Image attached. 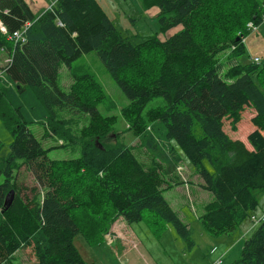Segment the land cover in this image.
Masks as SVG:
<instances>
[{
    "label": "trees",
    "instance_id": "16d2710c",
    "mask_svg": "<svg viewBox=\"0 0 264 264\" xmlns=\"http://www.w3.org/2000/svg\"><path fill=\"white\" fill-rule=\"evenodd\" d=\"M140 1L146 10L158 7L162 33L181 24L183 29L164 40L151 36L135 43L122 35L97 0H56L39 17L26 0H0V22L8 32L31 22L22 44L0 31V46L12 57L0 76V119L14 137L9 155H0V264L31 246L35 264H96L87 262L75 244L79 233L85 239L91 234L78 218L80 209L90 217L102 216L104 237L108 224L120 218L141 221L150 210L171 223L189 249L195 247L190 225L162 189L163 173L170 175L183 160L177 149L214 195L200 216L206 233L217 237L251 220L258 206L253 190L264 191V59L234 65L222 76L216 57L227 49L233 57L246 54L248 24L264 21V0ZM91 51L134 110L143 111L151 99L164 97L165 107L150 123L158 125L140 130L154 157L150 166L124 144L90 139L94 130L98 138L106 136L110 124L98 109L105 98L98 80L73 64ZM152 60L155 66L147 73ZM63 65L73 78L68 90L59 83ZM246 107L257 112L252 118L256 129L248 135L250 148L224 129L229 118L237 131ZM63 109L92 118L88 140L80 157L46 161L48 149L31 124L50 123L54 132L59 128L58 135L76 141L69 123L59 120ZM3 146L0 139V154ZM23 163L35 164L42 187L48 179L43 196L38 188H32L31 199L21 195L17 171ZM11 189L14 200L6 209ZM237 264H264V222L244 241Z\"/></svg>",
    "mask_w": 264,
    "mask_h": 264
},
{
    "label": "rangeland",
    "instance_id": "374dc122",
    "mask_svg": "<svg viewBox=\"0 0 264 264\" xmlns=\"http://www.w3.org/2000/svg\"><path fill=\"white\" fill-rule=\"evenodd\" d=\"M26 1H29L30 6L32 4V9L36 16H41L55 3V0ZM97 1L109 18L113 20L122 35L135 43L140 42L144 37L151 36H157L164 40L184 27L181 24L165 34L162 33L158 21L160 11L158 7L146 10L140 0ZM244 41L247 47L246 54L235 60L233 64L250 63L254 61L256 56L261 60L264 59V33L261 29L259 32L248 33ZM227 52L219 53L216 57V65L221 74L229 66L233 65L224 59V55ZM9 57L10 54L6 47L0 46V66L6 65ZM73 64L75 67H79L82 72L92 74L98 80L100 87L105 93V98L99 104L98 109L103 118L109 119V131L103 138H98V135H95L96 130H94L93 134H90V139L107 144H124L130 147L141 161L150 166L154 157L146 147L144 137L140 136V130L149 125H158L157 123H150L155 120L152 118H156L159 111L165 107L166 101L164 97H154L143 111H136L128 97L108 73L96 51L85 53ZM154 66L155 61L152 60L148 65L147 73ZM134 73L133 70L128 72L129 76H133ZM149 78L150 76L145 77V83H149ZM59 83L64 90H68L72 83L71 74L65 66L61 68ZM253 115L254 111L252 108L245 109L242 114V120L237 125V131H233L231 119L229 118L225 120L224 126L226 133L230 137L243 139L249 148L251 146L248 142V135L254 129L252 123ZM58 117L60 121L66 120L69 123L67 127L72 129L76 141L58 135L56 132H60L59 128L54 132L50 123L33 122L31 124L32 131L43 147L48 149V158L46 156L44 160H65L80 157L81 145L88 140L92 118L86 113L69 109L59 110ZM0 139L4 145L0 155L7 157L14 137L1 119ZM177 150L181 153L184 163H179L177 169L170 175L163 173L165 181L162 189L173 208L190 225L192 238L196 246L189 249L186 241L178 234L176 228L150 210L145 211L144 218L141 221L134 223H124L122 221L123 224L128 225L129 232L125 234L124 238L116 239L109 235H115L113 230L115 225H118L116 227L118 231L121 230L122 226L119 223V219L107 225V233H105L104 237L100 231L103 223L102 216L93 215V217H90V215L80 209L81 213L78 218L85 222L83 226L91 234L88 239H85L79 233L75 237V244L87 262L96 264H218L219 260H223L224 264H237L241 258L244 241L252 235L258 224L254 225L250 219H246L229 233L217 237L206 233L203 229L200 215L203 212L205 203L210 200L207 199L210 193L207 191L195 192L191 184L201 177L183 152L179 149ZM188 169L193 171L192 174H188ZM35 171L36 166L34 163L30 166L23 163L17 171V182L20 186L21 195L27 196L29 199L34 196L32 188H38L40 195L43 196L49 185L48 179L44 178L47 186L42 187L36 178ZM184 178L187 179L184 181L185 183H190L189 189H186L185 186H178L184 183L182 180ZM175 193H180L183 198L180 205L176 204L172 199ZM253 193L258 200V206L252 213L257 217H262L264 214V191L254 189ZM250 225L251 228L248 229ZM130 231L133 232V236L127 239L126 236H128ZM237 238H239L238 241H236ZM228 252L229 254L226 256ZM36 261V255L31 246L18 250L8 264H35Z\"/></svg>",
    "mask_w": 264,
    "mask_h": 264
},
{
    "label": "crops",
    "instance_id": "0c3cea01",
    "mask_svg": "<svg viewBox=\"0 0 264 264\" xmlns=\"http://www.w3.org/2000/svg\"><path fill=\"white\" fill-rule=\"evenodd\" d=\"M56 1V0H55ZM28 3H29V1H28ZM35 4V3H34ZM30 5V4H29ZM31 8H33L32 7V4H31V6H30ZM33 10V9H32ZM37 17H39V16H37ZM261 27V28H260ZM260 29H261V31L264 33V21L258 26V31L257 30H255L256 32H259L260 31ZM255 31H251V32H255ZM3 33H4V31H2ZM244 44H245V47H246V43H245V41H244ZM246 50H247V47H246ZM225 51H228L227 52V54L225 53V55H224V59H225V61L226 62H228V63H234V61L235 60H237L238 58H240V57H242V56H239V57H233L232 55H230V52H231V50L230 49H227V50H225ZM225 51H223V52H225ZM256 58H259V57H257L256 56ZM254 61H255V59H254ZM238 64H240V63H237V64H233V65H231V66H229L226 70H224L223 71V73L221 74L222 76L226 73V71H228V69L230 68V67H232V66H234V65H238ZM65 65H63L62 67H64ZM61 67V68H62ZM65 68L68 70V68L65 66ZM69 71V70H68ZM60 72H61V70H60ZM69 73H70V71H69ZM72 78V77H71ZM72 82H73V78H72ZM247 108H252V107H246V109ZM252 110L254 111V115H253V117L254 116H256V114H257V112H256V110L254 109V108H252ZM252 117V118H253ZM238 129V128H237ZM256 129V126H254V129H253V131ZM250 134V133H249ZM232 138V137H231ZM239 138H241V137H239ZM232 139H238V138H232ZM240 140H243V139H240ZM251 146V145H250ZM181 154V153H180ZM182 156V155H181ZM182 159H183V157H182ZM180 163H184V159L180 162ZM192 170L191 169H188V174H192ZM183 180V182L184 181H186L187 179H182ZM202 183H203V180L201 179V178H198V180L195 182V183H192L191 185L193 186V188H194V190H195V192L197 193V192H199V191H207L208 193H210V195H208V197H207V199H210L208 202H210L211 200H213V198H214V195H213V193L211 192V191H209V190H206V189H204L203 187H202ZM190 183H188V182H184V183H182V184H179L178 186L180 187V186H185L186 187V189H189L190 188V185H189ZM164 192V191H163ZM164 196H165V192H164ZM165 198L168 200V198L165 196ZM172 199L175 201V203L176 204H178V205H180L181 203H182V200H183V198H182V196H181V194L180 193H178V194H173V196H172ZM169 201V200H168ZM207 202V203H208ZM169 203L171 204V202L169 201ZM207 203H205V205L207 204ZM205 205H204V207H205ZM171 206H172V204H171ZM173 207V206H172ZM174 210H175V208H174ZM175 211H177V210H175ZM203 212H204V208H203ZM203 212H202V214H203ZM179 215H181L180 213H178ZM201 214V215H202ZM200 215V216H201ZM181 217V216H180ZM120 221H119V223H120V225L122 226L121 227V230H117V228L116 227H118V225H115L114 226V228H113V230H114V234L115 235H109V236H111V237H113V238H116V239H118V238H124L125 237V234L126 233H128L129 232V229L127 228V226L128 225H126V224H123V222L124 223H127L123 218H120L119 219ZM123 221V222H122ZM118 223V222H117ZM242 224V223H241ZM252 225V224H251ZM251 225H250V227L248 228V229H250L251 228ZM256 229V228H255ZM241 235V234H240ZM133 236V232L132 231H130V233L128 234V236H126V238L127 239H130L131 237ZM240 237V236H239ZM239 240V238H237L236 239V241H238ZM230 252V251H229ZM229 252L226 254V256H228V254H229ZM223 261V260H222ZM224 264V263H223Z\"/></svg>",
    "mask_w": 264,
    "mask_h": 264
},
{
    "label": "built area",
    "instance_id": "2783aa9c",
    "mask_svg": "<svg viewBox=\"0 0 264 264\" xmlns=\"http://www.w3.org/2000/svg\"><path fill=\"white\" fill-rule=\"evenodd\" d=\"M0 23H1L0 29L2 31H4V33L7 34L9 39L14 40L15 43H20V44L25 43L27 41L26 32H27L28 28L31 26V22L25 23L20 29L14 31L12 33L7 31L6 27L2 24V22H0ZM258 26L259 25H255L253 22H250L248 24V27L251 29V31L257 30ZM260 61H261L260 58H255V62H260ZM11 63H12V57L10 56L9 59L7 60L6 65L1 66V68H0V76L3 73H5L6 67L11 65ZM251 221L254 223V225L264 222V214H263L262 217H257V216H255L253 214L252 217H251ZM218 264H223V261L219 260Z\"/></svg>",
    "mask_w": 264,
    "mask_h": 264
},
{
    "label": "water",
    "instance_id": "95a60500",
    "mask_svg": "<svg viewBox=\"0 0 264 264\" xmlns=\"http://www.w3.org/2000/svg\"><path fill=\"white\" fill-rule=\"evenodd\" d=\"M239 39L240 38L238 37L237 40H239ZM14 195H15V190L14 189H11L7 193L6 198H5V207H6V209H8L11 206V204H12V202L14 200Z\"/></svg>",
    "mask_w": 264,
    "mask_h": 264
}]
</instances>
